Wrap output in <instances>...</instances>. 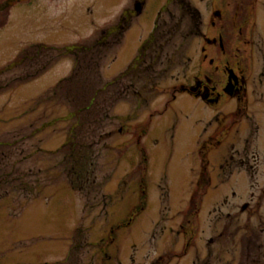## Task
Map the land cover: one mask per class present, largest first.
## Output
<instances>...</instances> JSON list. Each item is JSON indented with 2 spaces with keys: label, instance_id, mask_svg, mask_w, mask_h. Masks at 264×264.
Wrapping results in <instances>:
<instances>
[{
  "label": "rangeland",
  "instance_id": "374dc122",
  "mask_svg": "<svg viewBox=\"0 0 264 264\" xmlns=\"http://www.w3.org/2000/svg\"><path fill=\"white\" fill-rule=\"evenodd\" d=\"M222 3L232 16L241 6L257 12L250 45L224 43L252 52L244 112L235 97L210 103L184 88L210 69L203 49L219 47ZM166 21L176 29L146 69L150 49L139 55ZM108 32L103 81L137 61L139 71L90 138L84 189L71 184L65 144L73 106L52 89L74 59L0 93V174L13 170L0 183V264H264V0H0V68L30 45Z\"/></svg>",
  "mask_w": 264,
  "mask_h": 264
},
{
  "label": "trees",
  "instance_id": "16d2710c",
  "mask_svg": "<svg viewBox=\"0 0 264 264\" xmlns=\"http://www.w3.org/2000/svg\"><path fill=\"white\" fill-rule=\"evenodd\" d=\"M234 27L238 29L239 24L236 23ZM175 29L176 26L171 23L156 25L150 37L145 41L144 49L138 58V61L148 58L147 54H144L142 58L141 56L143 52L145 53L150 49V56L153 59L145 63L146 69L155 67L157 59H159L155 55L157 47L166 45V39L169 38L171 31ZM113 38L114 33L108 32L103 36L101 35L100 38L70 46L30 45L0 68L1 93L13 88L14 84L27 83L38 77L40 78L50 67L65 57L74 59L75 65L71 73L61 79L52 89L55 94L65 97L73 106L70 118L74 117L75 122L65 144L70 148V151H67V157L71 164L69 172L71 184L77 189H81V187L84 189V184L89 182L88 173L91 172L94 165L93 161H95L96 156L90 138L95 134L96 129L104 126L111 107L119 102L120 85L124 86L125 79L129 77L133 80L131 84H134L135 80L133 78L139 71L137 61L123 75L121 74L107 82L103 81L100 65L108 52L109 44L114 42ZM130 72L132 74H129ZM143 156L144 163L147 164V155L144 153ZM0 165H3V163ZM4 173L2 176L0 174V183L5 178H9L13 170L10 174H8V171ZM24 186L33 189V186H29V184ZM194 206L195 203L192 201L191 210Z\"/></svg>",
  "mask_w": 264,
  "mask_h": 264
},
{
  "label": "flooded vegetation",
  "instance_id": "af4514ba",
  "mask_svg": "<svg viewBox=\"0 0 264 264\" xmlns=\"http://www.w3.org/2000/svg\"><path fill=\"white\" fill-rule=\"evenodd\" d=\"M182 7L185 12L189 10L194 16H197V13L193 11L191 6ZM254 10V6H241L238 7L237 12L232 16L231 6H227L225 3H222V5L218 4V7L213 11V16H216L218 21L222 23L218 31V36L214 39L216 40V45L219 44V47L214 45L213 53L211 52L210 54L205 52V48L203 49V59L204 61L208 60L210 69L203 70L205 71V78L197 76L195 79H192L193 82L194 80L195 82H191L189 86H185L184 88L186 91L194 93L197 96H202L210 103L220 102L225 97H235L239 100L238 102L241 103L239 105L240 110L243 112L246 111L247 102L252 95L249 94V82L252 80L250 76L251 69L247 62L250 60L249 58H251L252 52L247 51L243 54L241 52L235 53L233 52L232 46H226V49L224 43L240 41L241 43L244 42L250 45L251 42L248 40L253 31L251 28V31L248 32V25L250 26V20L253 16H257V12L255 11L254 13ZM250 13L253 14L250 15ZM232 19H234V25L236 23L239 24L238 29L235 31L239 33L238 36H236L237 40L234 39L230 28L232 26ZM165 23H167V21ZM215 23V20H212V24L214 25ZM214 40L208 38L209 44ZM236 48L235 50L238 51ZM234 56H236V58H234ZM256 68H258V66ZM256 68L254 69L257 71ZM257 75L258 81H264L263 69L260 70ZM258 88L257 90H259Z\"/></svg>",
  "mask_w": 264,
  "mask_h": 264
},
{
  "label": "water",
  "instance_id": "95a60500",
  "mask_svg": "<svg viewBox=\"0 0 264 264\" xmlns=\"http://www.w3.org/2000/svg\"><path fill=\"white\" fill-rule=\"evenodd\" d=\"M137 7H140V3H137Z\"/></svg>",
  "mask_w": 264,
  "mask_h": 264
}]
</instances>
